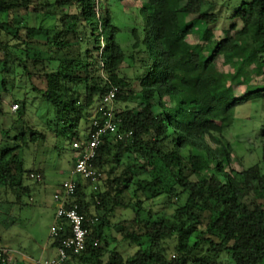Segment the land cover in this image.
I'll list each match as a JSON object with an SVG mask.
<instances>
[{
  "label": "trees",
  "instance_id": "trees-1",
  "mask_svg": "<svg viewBox=\"0 0 264 264\" xmlns=\"http://www.w3.org/2000/svg\"><path fill=\"white\" fill-rule=\"evenodd\" d=\"M141 1L130 35L132 48L143 47L150 64L139 91L125 94L128 84L114 74L125 61L119 29L98 0H0V89L10 63L16 64L47 106L46 127L56 137L79 140L76 123L87 120L110 87L118 88L116 103L135 105L115 111L119 131L132 132L131 139L106 140L98 148L95 166L102 176L91 202L78 182L74 202L97 222L85 250L66 263L264 264V124L257 136L260 159L250 167L232 166L237 158L226 138L236 108L264 100V0L242 3L219 40L218 18L202 12L204 0ZM195 30L200 43L190 44ZM219 60L230 72L219 70ZM241 86L245 92L237 97ZM16 102L19 121L27 100ZM3 133L0 209L11 217L30 197L25 179L41 175L24 171L25 153L45 136L28 124ZM118 211L132 216L111 224ZM111 229L137 247L132 256L109 249ZM69 235L62 222L52 246Z\"/></svg>",
  "mask_w": 264,
  "mask_h": 264
},
{
  "label": "rangeland",
  "instance_id": "rangeland-1",
  "mask_svg": "<svg viewBox=\"0 0 264 264\" xmlns=\"http://www.w3.org/2000/svg\"><path fill=\"white\" fill-rule=\"evenodd\" d=\"M207 4L203 9V13H214L217 18L215 26L216 32L214 38L219 40L223 36V31L228 30L231 25V15L249 0H204ZM141 0H98V9L107 10L112 24L119 29L116 36L117 42L123 49L125 61L121 64L118 71L114 74L119 79H124L128 84L129 89L123 90V93L138 92L139 80L147 70V64L150 60L145 53V49H133L134 39L130 35L134 27L131 18L139 17L141 9ZM97 10V9H96ZM100 12V11H99ZM195 17L189 16L186 21H193ZM197 30V29H196ZM187 37L190 44H199V36L197 31ZM140 38H142L140 36ZM94 46L90 42L89 49ZM101 46V51L104 49ZM97 59V52L93 53ZM12 60L11 56L7 58ZM218 68L223 72H230V69L221 65L218 61ZM103 81H106L108 74L102 68L98 74ZM5 90L0 89V142L4 139V131L13 126L15 130H21L22 124L28 126L45 136L44 140H40L38 144L25 153L24 156V171H40L43 175L41 181L25 179V184L31 187L30 197L24 198L22 207H16L11 217L8 216L9 211L5 206L0 209V247L8 249L21 250L26 253H32L36 258L41 255V248L51 240L48 238L50 225L54 219L56 207L54 205L53 196L59 191L61 184L70 179L72 172V163L74 161V153L71 148L72 141L69 135L56 137L54 132H51L46 127L47 106L41 101L38 95L31 93V88L28 81L22 77L20 70L16 64L10 63L8 73L5 76ZM245 87L235 88V95L241 96L245 92ZM26 99L25 115L18 121L16 112L11 111L16 100L21 101ZM91 107L87 112V120H79L76 123V132L81 137L89 128ZM133 103H115V111H121L124 107L132 108ZM20 103H18V109ZM264 124V100L256 102H247L235 110L234 122L226 134L227 140L231 143L233 149L232 157L236 160L232 166L238 170L250 167L260 159V148L258 147L257 136L260 128ZM13 131L12 136H14ZM84 194L86 201L91 202L90 196L92 192L85 188ZM31 199V200H30ZM27 204V206H25ZM91 211H94L91 206ZM165 212L170 215L172 209L166 207ZM131 218L132 214L127 212H116L110 218L111 224H115L124 218ZM107 235L114 239L115 243H111L109 249L115 250L116 253L124 257L132 256L137 247L129 245L121 241L113 229L107 231ZM101 246L103 244L101 243ZM108 254L103 259L107 260Z\"/></svg>",
  "mask_w": 264,
  "mask_h": 264
},
{
  "label": "built area",
  "instance_id": "built-area-1",
  "mask_svg": "<svg viewBox=\"0 0 264 264\" xmlns=\"http://www.w3.org/2000/svg\"><path fill=\"white\" fill-rule=\"evenodd\" d=\"M117 94L118 88L110 87L92 109L89 128L79 140L73 141L71 144L72 151L76 154L70 173L71 177L61 184L60 192L53 196L56 211L50 226L49 236L51 239L58 236L62 222L67 223L70 235L60 242L56 248L55 257L33 264H65L70 254L79 255L85 250L89 227L95 225L97 219L86 218L78 204L74 202L78 182L86 185V188L91 192H96L102 176L95 166L98 148L106 140L117 143L132 137V132L119 131L120 120L116 119L115 116ZM17 109L18 105L13 104L11 111L16 112ZM30 178L36 181L42 180V177L36 174H31ZM97 245L96 241L94 246ZM9 262L10 251L0 247V264H9Z\"/></svg>",
  "mask_w": 264,
  "mask_h": 264
},
{
  "label": "crops",
  "instance_id": "crops-1",
  "mask_svg": "<svg viewBox=\"0 0 264 264\" xmlns=\"http://www.w3.org/2000/svg\"><path fill=\"white\" fill-rule=\"evenodd\" d=\"M73 153H74V151H73ZM74 156H75L74 157V161H75V159H76L75 153H74ZM74 161L72 163V167H73ZM40 176L43 177L42 173ZM60 189L61 188H59V191L57 193L60 192ZM57 193H55V194H57ZM54 205H55V203H54ZM25 206H27V204ZM55 207H56V205H55ZM48 238L51 240L50 236H48ZM3 248H7V247H3ZM8 250L10 251V264H33V263L38 262V261L51 259V258L55 257V255H56V248H54L52 246V240L50 242L46 243L45 246L41 248V255L39 258H36L32 253H26V252L21 251L19 249L18 250L8 249ZM65 264H67V263H65Z\"/></svg>",
  "mask_w": 264,
  "mask_h": 264
}]
</instances>
